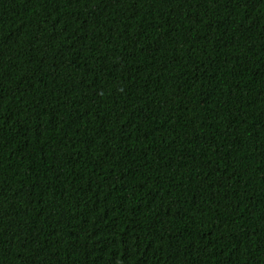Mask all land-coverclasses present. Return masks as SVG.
Listing matches in <instances>:
<instances>
[{"label": "trees", "instance_id": "1", "mask_svg": "<svg viewBox=\"0 0 264 264\" xmlns=\"http://www.w3.org/2000/svg\"><path fill=\"white\" fill-rule=\"evenodd\" d=\"M0 264H264V0H0Z\"/></svg>", "mask_w": 264, "mask_h": 264}]
</instances>
